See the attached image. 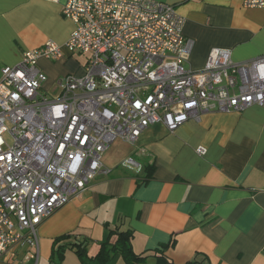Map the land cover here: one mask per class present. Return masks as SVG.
Here are the masks:
<instances>
[{"label":"crops","instance_id":"0c3cea01","mask_svg":"<svg viewBox=\"0 0 264 264\" xmlns=\"http://www.w3.org/2000/svg\"><path fill=\"white\" fill-rule=\"evenodd\" d=\"M64 1L0 0V68L47 40L64 44L74 28L61 12ZM160 1L185 18L183 34L193 40L187 67L201 69L212 47L230 49L235 61L264 54V8L243 0ZM48 60L38 66L50 76ZM101 161L109 172L39 224L37 263L92 264L103 243L108 248L129 231L140 264H264V106L205 112L172 132L153 123L134 143L114 140ZM53 249L62 251L60 260ZM34 252L24 244L0 263ZM103 264L127 263L116 253Z\"/></svg>","mask_w":264,"mask_h":264},{"label":"built area","instance_id":"2783aa9c","mask_svg":"<svg viewBox=\"0 0 264 264\" xmlns=\"http://www.w3.org/2000/svg\"><path fill=\"white\" fill-rule=\"evenodd\" d=\"M61 12L74 23L63 45L47 40L0 68V257L26 244L37 262L39 224L109 172L101 158L114 140L134 143L157 122L172 132L205 112L264 106V54L235 61L212 47L201 69L187 67L193 40L173 4L65 0ZM63 48L87 55L85 73L61 79L52 96L38 60H58Z\"/></svg>","mask_w":264,"mask_h":264},{"label":"rangeland","instance_id":"374dc122","mask_svg":"<svg viewBox=\"0 0 264 264\" xmlns=\"http://www.w3.org/2000/svg\"><path fill=\"white\" fill-rule=\"evenodd\" d=\"M48 60V63L52 65L51 75L43 70L47 76V80L43 83V90L52 96L59 88V81L65 78L67 75H72L74 77L82 76L85 73V64L87 61V55L84 53H70L68 57H63L62 60ZM47 66V64H46ZM75 70V71H74ZM50 77V78H49ZM133 159V157H128L126 159ZM136 161V160H135ZM17 262H10L9 264H45V260L39 257L38 263L35 262V258H27L24 260L21 253L15 256ZM1 264V263H0Z\"/></svg>","mask_w":264,"mask_h":264},{"label":"trees","instance_id":"16d2710c","mask_svg":"<svg viewBox=\"0 0 264 264\" xmlns=\"http://www.w3.org/2000/svg\"><path fill=\"white\" fill-rule=\"evenodd\" d=\"M130 235L131 233L129 231H119L116 239L110 244V246H108V248H105V243H103L101 245V249L99 253L97 254L96 258L93 260L92 264H103L108 259H110L112 255L116 253H119L127 264H140V261L143 260L144 256L141 254H136L132 250L130 243L128 242ZM61 238H65V236H62ZM165 246L166 245H162L161 248H164ZM75 251L79 255H82L83 253H85L84 252L85 246H83V243L81 244L80 250L77 249ZM55 252H57V255H56L57 259L60 260L62 258V251L59 252L58 250L56 251V249H53V253ZM158 256L160 259H163L164 261H166V258L163 256L162 252H159Z\"/></svg>","mask_w":264,"mask_h":264}]
</instances>
